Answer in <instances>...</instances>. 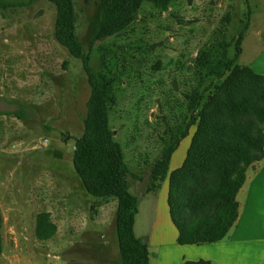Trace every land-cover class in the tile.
I'll return each instance as SVG.
<instances>
[{"label":"rangeland","instance_id":"obj_1","mask_svg":"<svg viewBox=\"0 0 264 264\" xmlns=\"http://www.w3.org/2000/svg\"><path fill=\"white\" fill-rule=\"evenodd\" d=\"M73 4L83 52L113 79L108 125L139 177L129 178V191L139 201L133 231L142 239L157 202L158 192L147 190L151 168L171 128L189 119L185 93L211 82L195 66L199 50L225 39L232 58L242 31L236 63L248 65L264 47V0H169L166 10L144 2L125 29L96 40L97 0ZM55 10L48 0L0 7V264H122L116 199L88 194L72 164L89 85L80 59L54 37ZM194 129L171 154L169 171L181 164ZM41 212L55 226L47 239L35 232Z\"/></svg>","mask_w":264,"mask_h":264},{"label":"trees","instance_id":"obj_2","mask_svg":"<svg viewBox=\"0 0 264 264\" xmlns=\"http://www.w3.org/2000/svg\"><path fill=\"white\" fill-rule=\"evenodd\" d=\"M34 1L37 0H0V7L28 6ZM48 1L56 9L54 37L72 57L80 59L89 85L82 132L74 138V170L88 194L116 199L114 230L122 264H150L145 240L133 231L137 198L129 191V178L139 177L130 172L108 125L113 79L94 70L89 55L83 52L75 33L73 0ZM144 2L166 10L169 0H97L100 13L93 40L125 29L137 18ZM241 36L242 31L232 58L227 56L230 44L225 39L199 50L195 66L211 82L185 93L189 119L183 128H171L169 140L151 168L148 191L158 188L167 178L168 211L179 244L216 242L226 236L238 215L236 193L245 180L246 169L264 157V75L236 63ZM194 124L181 164L169 171L171 154ZM2 225L0 211V255ZM54 230L49 214L39 213L36 236L47 239ZM183 264L209 263L200 259Z\"/></svg>","mask_w":264,"mask_h":264},{"label":"crops","instance_id":"obj_3","mask_svg":"<svg viewBox=\"0 0 264 264\" xmlns=\"http://www.w3.org/2000/svg\"><path fill=\"white\" fill-rule=\"evenodd\" d=\"M247 66L264 75V47ZM167 189L165 179L158 188L149 190L158 192L151 228L142 238L150 264H183L200 259L209 264H264V157L247 167L245 180L236 193L237 218L220 241L179 244L177 229L169 216ZM138 209L137 199L133 230Z\"/></svg>","mask_w":264,"mask_h":264}]
</instances>
